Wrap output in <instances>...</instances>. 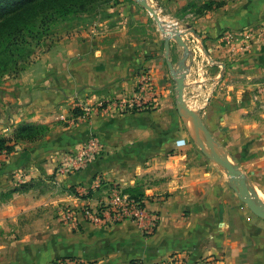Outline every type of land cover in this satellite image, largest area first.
<instances>
[{
    "label": "crops",
    "instance_id": "obj_1",
    "mask_svg": "<svg viewBox=\"0 0 264 264\" xmlns=\"http://www.w3.org/2000/svg\"><path fill=\"white\" fill-rule=\"evenodd\" d=\"M117 1L112 7L117 10L113 20L63 38L61 74L48 61L59 45L0 89V123L15 115L51 123L68 114L79 100L95 105L136 97L141 70L149 72L153 86L144 108L121 112L117 105L94 116L92 134L99 139L100 154L72 171V165L63 161V174L59 173L63 196H52L43 181L53 175L62 158L49 148L55 143L50 138L63 130L52 128L45 139L17 147L9 172L14 173L18 186L28 187L12 196H0V264H52L58 259H75L80 264H132L137 260L154 264L177 252L186 254L185 264H264V219L235 196L226 171L192 138L177 107L165 35L137 1ZM148 1L163 20L184 24L177 12L190 0ZM263 16L264 0H229L199 16L194 32L183 35L191 52L186 61L184 99L198 106L222 150L261 195L264 38L250 32L251 49H236L240 44L235 34L222 35L220 30L254 31ZM183 55L184 47L171 39L174 68ZM147 104L156 109L145 110ZM57 147H63L65 154L72 146ZM5 179L0 191L10 184ZM99 181L143 186L147 206L159 214L157 230L146 235L130 220L97 226L82 216L78 228L62 225L57 218L61 208L86 204L80 193L95 189ZM37 182L43 187L36 189ZM100 199L93 194L90 202L94 205ZM1 239L11 243L3 244Z\"/></svg>",
    "mask_w": 264,
    "mask_h": 264
},
{
    "label": "rangeland",
    "instance_id": "obj_2",
    "mask_svg": "<svg viewBox=\"0 0 264 264\" xmlns=\"http://www.w3.org/2000/svg\"><path fill=\"white\" fill-rule=\"evenodd\" d=\"M228 1L229 0H204V2H203V0L187 1L185 6H183V8L177 12L178 17L180 19H183L184 24L177 25V27H179L181 30H185V31L191 30V29L194 31V29H193L194 24H195V21L199 18V16H201L203 14H207L211 11H215L217 8L225 5ZM117 2H118L117 0L105 1V2L97 5L94 8H90L88 11H79L76 13L69 14L66 17H64L63 19H60L57 22H55L54 24H52L48 37L43 38L42 43L39 46L34 48V51L31 55L30 59L28 60V62L24 66L23 70H20L19 72H15V73L14 72H7V73L3 72L0 74V89L7 86L8 82H11V83L15 82L16 78H19L20 75L23 73V71H25L30 65H33L40 60H43V58H47V55L50 53V51L55 49L59 45H60V47L57 48V52L53 55V58H51V59L48 58V61L50 60L53 63V65L57 67V73L61 74L62 70H63V45H62L63 44V38L66 36L74 35L77 32L81 33L83 31H89V28L91 27V25L98 27V24L100 21L105 22V21H109L111 19L113 20V18H111V17L115 16V14L117 13V10L113 11L114 8H112V7H113V4H115ZM92 10H94V11H92ZM157 24H158V22H157ZM172 28H174V26ZM255 28H256V30H254V31H251L249 28L244 29V30H236V31L231 29V32H228L230 29L227 28L226 30H220V31H222V33H221L222 35H227L229 33L235 34V36L237 37L236 38L237 43L240 44L236 49L242 48L243 50H249L252 47L251 42L253 40L250 32H254V33L259 34L260 40L264 38V16H263L261 22L259 24H257ZM145 31H147V30H145ZM229 36H231V35H229ZM232 48H233L232 50H234L235 47H232ZM177 68H178V66H177ZM146 73L148 74V76H149L148 78L150 79L149 72H146ZM138 74H140V73H138ZM137 80H138V77H137ZM136 86L138 88V83ZM261 86H264V84ZM142 95L143 94L139 89L137 96L140 97ZM149 96L150 95L144 94L143 100L144 99L145 100L150 99ZM133 98L128 97V96H123V98L118 99L119 101L118 100L116 101V99L114 98V100L108 101L109 103L107 101H102L101 103L99 102L95 105L90 104L86 101L79 100L77 103L74 102V104L71 105L70 109L68 110V114L66 113L64 117H61L57 121H54L51 123L21 120V118L19 119L16 115L11 116L9 121H5V122L0 123V137H5L6 139H9L11 141V143H14V140H15L14 136L16 134V130H17L19 124H21L23 122L37 124V125L38 124L46 125L50 128V130L52 128L62 129L63 133H57L56 135H53L52 138H50V140L55 141V143L52 145L54 147L49 148L50 150H54V149L57 150L59 152L57 154H60V155L62 154V158L60 159V161H58L59 165L56 167V170L53 169L54 170V171H52L53 175H50V177L47 178V180H43V179L42 180L45 183V187L51 191L52 196H59V195L63 196V184H62L63 181L61 179V175L59 174V173L63 174V161L65 160L64 162H69L70 165H72V167L69 170V171H72V170H75V168L77 167L78 164H84V163L88 162L93 156L97 157L100 154L99 150H101L100 149L101 144L99 142V139L96 137V135L92 134L93 133L92 122H93L94 116L96 114L100 113L101 109L112 108L113 106L117 107V105L120 106L118 108V110L124 111L123 109L125 107L123 106V102L126 99L131 100ZM154 102H158V100H156ZM107 103L111 104L110 105L111 107H109ZM185 103L189 108H191L195 113H197V115L200 116L199 108H197L198 106L195 105V107H194V106L190 105L189 103H187L186 101H185ZM143 105L144 104L142 102V106H141L142 108H144ZM147 106L148 107L145 108V110H147V111H151V110L156 109V107L152 104H147ZM138 108H140V106L135 105L133 107V109H138ZM181 114H182L183 118H185L188 130H189L192 138L194 140L198 141L200 144H202L201 141H199L195 137V134L193 133L194 132L193 128L188 123L189 120H191L193 123V126H195L191 117L189 115H187L183 110H181ZM200 118H201V116H200ZM47 134L43 138L38 139L36 141H30L29 142V141H21L20 140L18 143L15 142V150L17 149V147H22V145L24 143H33V142H37L39 140H43V139H45ZM66 143H69L70 146H72V147H70L71 149L69 148V150L66 151L65 154H63L62 153L63 147L59 148L57 146H63V144H66ZM217 143H218V141H217ZM218 145H219V152L222 155L228 157L227 154L222 150L219 143H218ZM203 146L210 153V146L207 147L205 144ZM60 149H62V150L60 151ZM13 152L4 151L0 155V186L2 185L4 178H6L5 179L6 182L10 183V184H6L5 190L0 191V196H12L14 192L24 191V189H26L28 187L27 184H21L18 186L17 182L14 181L15 178L13 179L14 173L12 174L11 172H9V169H11V167H10L11 162L10 161L12 160L11 155L13 154ZM54 152H56V151H54ZM63 155H65L64 159H63ZM212 160L217 165L220 164L219 162H218L219 163L218 164L217 161L213 157H212ZM233 164H234V162H233ZM234 165H236V164H234ZM6 168H7V170H6ZM221 168L224 170L223 167H221ZM16 177L18 178L19 176L16 175ZM10 179H12L11 182H10ZM228 182H229L231 191L234 194H236L235 196H237L238 194L234 190V188L232 187V184H231L229 177H228ZM102 184H104V185L101 188L97 187L98 190L94 191L93 189H91L94 196H98L99 199L100 198L102 199V197L105 196V193L102 191L103 188H106L107 186H110V185H112V186L117 185L114 183H106V182H104V183L102 182ZM249 186L251 187V189H253L254 192H256V193L260 192L257 189H255V187H252L250 184H249ZM42 187H43V184L38 183L36 189H39ZM14 190H16V191H14ZM88 191L89 190H87L86 192H88ZM140 191L142 193H144V195L146 194V190L143 188V186L141 187ZM80 192H82V191H80ZM80 194H83V192ZM259 195L260 194H258V196ZM69 207H71V206H64L60 210V215L57 214L58 215L57 218H59V222L62 225H63V212L66 208H69ZM51 214H52L53 219H55L54 218V212H52ZM25 220H27V219H25ZM1 241L3 244L4 243H7V244L11 243V242H9L10 241L9 239H1Z\"/></svg>",
    "mask_w": 264,
    "mask_h": 264
},
{
    "label": "trees",
    "instance_id": "obj_3",
    "mask_svg": "<svg viewBox=\"0 0 264 264\" xmlns=\"http://www.w3.org/2000/svg\"><path fill=\"white\" fill-rule=\"evenodd\" d=\"M105 1L113 0H0V74L23 70L34 48L48 37L52 24L69 14L88 11ZM49 130L46 125L19 124L14 143L0 137V155L4 151L13 152L15 142L36 141ZM72 190L78 194L76 189ZM140 190V185L124 188L125 192L137 198L144 197ZM85 193V198L93 196L92 190Z\"/></svg>",
    "mask_w": 264,
    "mask_h": 264
},
{
    "label": "built area",
    "instance_id": "obj_4",
    "mask_svg": "<svg viewBox=\"0 0 264 264\" xmlns=\"http://www.w3.org/2000/svg\"><path fill=\"white\" fill-rule=\"evenodd\" d=\"M139 73L137 75L138 88L143 95L132 97L133 99L131 100H125L123 102L125 108L133 109L135 105L141 107L144 101V94L151 95L153 93V86L151 79L148 78V74L143 70ZM103 185L99 181L97 187L101 188ZM97 187L93 190H98ZM124 188V186L119 184L107 186L102 189L105 196L97 200L94 205L90 202V197L86 198L87 203L81 207L66 208L63 212V222L72 228H78V225H80L79 216L97 226H109L130 220L137 223L146 235H152L157 230L160 221L159 214L147 206L148 201L145 195L142 198H137L131 193L125 192ZM85 192L86 190H83L84 194ZM185 262L186 254L184 252H177L154 264H185ZM52 264H80V261L75 259H58ZM132 264L143 263L137 260Z\"/></svg>",
    "mask_w": 264,
    "mask_h": 264
},
{
    "label": "water",
    "instance_id": "obj_5",
    "mask_svg": "<svg viewBox=\"0 0 264 264\" xmlns=\"http://www.w3.org/2000/svg\"><path fill=\"white\" fill-rule=\"evenodd\" d=\"M135 1H137L141 6L145 7L152 14L154 19L158 22L161 31L165 35L164 37L165 40L164 45L166 49L165 56L171 68L172 76L176 81L178 110L180 112L181 110H183L187 115H189L195 124L194 127H196L203 134V136L205 137V139L207 140L210 146V153L206 150L207 153L211 158L213 157L217 162H219L222 166L226 168L225 171L228 177L230 178L232 187L237 192L239 198L244 203L247 204V206L251 209L253 213L264 219V205L259 204L256 201L258 197L257 193H255L253 189H251V187L249 186L246 175L237 165L233 164V162L231 161V159H229V157H226L219 152V145L217 141L213 138L210 131L208 130V128L200 118V116L197 115V113H195L185 103L184 81H185V72L188 69V66L186 65V61L189 59V57H191V52L187 42L183 39V35H186L188 33H193L194 31L192 29L186 31L181 30L179 27H177V24H172L170 22H167L166 20H163L159 16L157 10L149 3L148 0H135ZM172 25L178 31H173L174 28L168 30ZM171 39L176 40L179 45L184 47V55L183 58L179 61L178 68H174L170 60Z\"/></svg>",
    "mask_w": 264,
    "mask_h": 264
},
{
    "label": "bare ground",
    "instance_id": "obj_6",
    "mask_svg": "<svg viewBox=\"0 0 264 264\" xmlns=\"http://www.w3.org/2000/svg\"><path fill=\"white\" fill-rule=\"evenodd\" d=\"M168 30H171V29H168ZM173 31H178V30H176L175 28L173 29ZM187 117V116H186ZM189 118V117H188ZM189 125L193 128V133L195 134V137L199 140V141H201V143L204 145H206L207 147L209 146L208 145V142H207V140L205 139V137L203 136V134L196 128V127H194L193 126V123H192V121L191 120H189ZM218 163V162H217ZM219 164V163H218ZM219 166H221L220 164H219ZM221 167H223L224 168V170H226V168L224 167V166H221ZM256 193V192H255ZM260 193V192H259ZM257 196H258V193H257ZM256 201L259 203V204H263L264 205V195H259L258 197H257V199H256Z\"/></svg>",
    "mask_w": 264,
    "mask_h": 264
}]
</instances>
